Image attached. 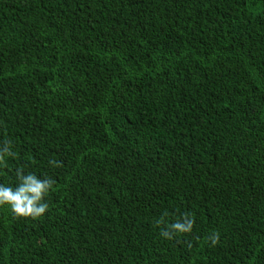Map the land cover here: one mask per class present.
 Segmentation results:
<instances>
[{
    "label": "trees",
    "instance_id": "16d2710c",
    "mask_svg": "<svg viewBox=\"0 0 264 264\" xmlns=\"http://www.w3.org/2000/svg\"><path fill=\"white\" fill-rule=\"evenodd\" d=\"M5 144L0 264H264V0H0Z\"/></svg>",
    "mask_w": 264,
    "mask_h": 264
},
{
    "label": "clouds",
    "instance_id": "9594fccd",
    "mask_svg": "<svg viewBox=\"0 0 264 264\" xmlns=\"http://www.w3.org/2000/svg\"><path fill=\"white\" fill-rule=\"evenodd\" d=\"M10 144H5L0 148V166H6V158L13 156ZM56 167L62 165L57 161H50ZM19 184L13 188L0 185V207L7 205L11 212L18 218H31L36 220L42 217L48 210V204L45 198L53 189L55 180L51 178H38L35 174H24L22 169H17ZM163 216L157 221V224H164ZM194 226V219L185 214L183 220H177L162 229L160 235L165 239H172L176 234L191 233ZM219 233L214 232L208 237L211 244L215 246L219 242Z\"/></svg>",
    "mask_w": 264,
    "mask_h": 264
}]
</instances>
